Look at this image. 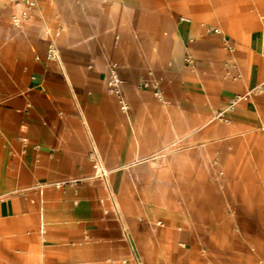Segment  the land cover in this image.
<instances>
[{
    "label": "crops",
    "instance_id": "obj_1",
    "mask_svg": "<svg viewBox=\"0 0 264 264\" xmlns=\"http://www.w3.org/2000/svg\"><path fill=\"white\" fill-rule=\"evenodd\" d=\"M35 1L0 0V264H264V0Z\"/></svg>",
    "mask_w": 264,
    "mask_h": 264
},
{
    "label": "built area",
    "instance_id": "obj_2",
    "mask_svg": "<svg viewBox=\"0 0 264 264\" xmlns=\"http://www.w3.org/2000/svg\"><path fill=\"white\" fill-rule=\"evenodd\" d=\"M24 2L29 7H34L36 5V1L35 0H24ZM16 23H17V21H16ZM49 57H50L51 60L58 59L57 52H56V50L54 48H51ZM122 83L123 82H122V80L120 79V77L118 75L116 66H112L111 69H110V77H109V80H108V89H109L110 93H112V94L118 96L119 98H121L122 97ZM144 87H148V85L145 84ZM250 94L251 93H248V94H246L244 96H236L235 98L231 99L230 103H229L228 110H233V108L235 106H237L241 101L246 100L250 96ZM156 95L158 96L159 93L156 92ZM120 103H121V106H122V110L123 111H127L128 110V106L122 100V98L120 99ZM95 168L98 169V165H95ZM105 175H106V173L103 172L102 176H105Z\"/></svg>",
    "mask_w": 264,
    "mask_h": 264
}]
</instances>
